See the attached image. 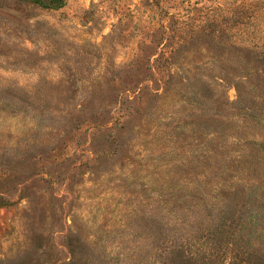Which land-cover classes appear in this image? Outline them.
Here are the masks:
<instances>
[{
	"label": "rangeland",
	"instance_id": "rangeland-1",
	"mask_svg": "<svg viewBox=\"0 0 264 264\" xmlns=\"http://www.w3.org/2000/svg\"><path fill=\"white\" fill-rule=\"evenodd\" d=\"M230 262L264 264V0H0V264Z\"/></svg>",
	"mask_w": 264,
	"mask_h": 264
},
{
	"label": "trees",
	"instance_id": "trees-1",
	"mask_svg": "<svg viewBox=\"0 0 264 264\" xmlns=\"http://www.w3.org/2000/svg\"><path fill=\"white\" fill-rule=\"evenodd\" d=\"M36 2H38V0H35ZM179 256H181L182 257V259H184L185 258V254H184V252H183V255L182 254H179ZM225 263V262H224ZM228 264H234L233 262H230V263H228Z\"/></svg>",
	"mask_w": 264,
	"mask_h": 264
}]
</instances>
